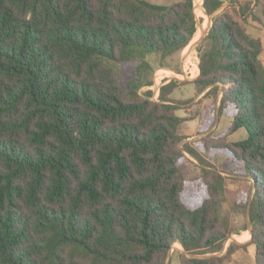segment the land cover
<instances>
[{
	"label": "trees",
	"instance_id": "1",
	"mask_svg": "<svg viewBox=\"0 0 264 264\" xmlns=\"http://www.w3.org/2000/svg\"><path fill=\"white\" fill-rule=\"evenodd\" d=\"M222 4L204 0L208 15ZM232 6L214 15L193 83L220 98L227 133L248 131L203 142L243 161L249 244L264 264V43L248 30V4ZM197 24L194 0H0V264H167L177 243L222 249L234 233L219 213L225 176L204 167L190 185L179 169L178 80L156 101L140 92L151 82L124 85L111 64L139 46L182 51ZM249 244L187 264H225Z\"/></svg>",
	"mask_w": 264,
	"mask_h": 264
},
{
	"label": "rangeland",
	"instance_id": "2",
	"mask_svg": "<svg viewBox=\"0 0 264 264\" xmlns=\"http://www.w3.org/2000/svg\"><path fill=\"white\" fill-rule=\"evenodd\" d=\"M147 1L170 5L180 0ZM237 3L248 4V30L254 37L261 38L264 43V0H223L222 6L212 15L206 13L204 0H194L198 20L197 32L184 50L161 52L139 46L132 60L122 63L111 62L120 70L124 85L137 76L141 79L140 84L151 82V86H141L140 92L152 91V99L156 101H159L158 94L164 84L178 80L179 85L171 96L179 106L177 114L183 118L179 133L184 137L181 146L185 150L186 159L180 164L179 169L190 185H195L201 179L204 167L217 170L225 176L218 183L222 197L219 213L223 225L234 233L220 251L201 256H223L232 242L245 245L252 240V223L247 204L251 183L246 176L241 175L245 173L244 163L236 159L228 149H206L203 142V139L210 138L234 143L246 139L248 131L246 128H241L232 134L227 133L231 118L226 114H220V100L209 99L208 103H205L206 97L199 98L195 86L191 84L198 77L196 75L198 69L200 70L199 48L207 45L206 39L214 15L225 11L233 4L237 6ZM203 114L208 115L207 119L202 118ZM186 144L197 152L201 159L190 153ZM252 195L253 193L250 195L251 198ZM191 254L193 253L185 251L183 246L177 243L170 251L167 264H187L186 259L190 258ZM225 264H255V246L249 244L236 248Z\"/></svg>",
	"mask_w": 264,
	"mask_h": 264
},
{
	"label": "crops",
	"instance_id": "3",
	"mask_svg": "<svg viewBox=\"0 0 264 264\" xmlns=\"http://www.w3.org/2000/svg\"><path fill=\"white\" fill-rule=\"evenodd\" d=\"M182 58H183V56H182ZM199 74H200V70L198 69V73H197V75L196 76H199ZM191 84L192 85H194V83L193 82H191ZM195 86V85H194ZM204 95H205V92L204 93H202V94H199L198 96H199V98H203L204 97ZM220 97H221V95H220ZM205 100V103H208V101H209V98H205L204 99ZM220 100V99H219ZM203 116H204V114L202 115V118H203ZM241 175H243V177H245L244 176V174H241ZM247 178V177H246ZM248 180V179H247ZM250 183V182H249Z\"/></svg>",
	"mask_w": 264,
	"mask_h": 264
},
{
	"label": "water",
	"instance_id": "4",
	"mask_svg": "<svg viewBox=\"0 0 264 264\" xmlns=\"http://www.w3.org/2000/svg\"><path fill=\"white\" fill-rule=\"evenodd\" d=\"M192 258H208L210 256H201V255H196V254H191Z\"/></svg>",
	"mask_w": 264,
	"mask_h": 264
},
{
	"label": "built area",
	"instance_id": "5",
	"mask_svg": "<svg viewBox=\"0 0 264 264\" xmlns=\"http://www.w3.org/2000/svg\"><path fill=\"white\" fill-rule=\"evenodd\" d=\"M158 95H160V91H159V94Z\"/></svg>",
	"mask_w": 264,
	"mask_h": 264
}]
</instances>
